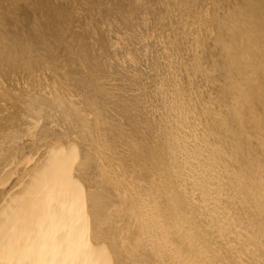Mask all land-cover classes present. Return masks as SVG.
Here are the masks:
<instances>
[{"label": "bare ground", "instance_id": "obj_1", "mask_svg": "<svg viewBox=\"0 0 264 264\" xmlns=\"http://www.w3.org/2000/svg\"><path fill=\"white\" fill-rule=\"evenodd\" d=\"M260 3L0 0V264L264 262V213L248 262L215 207L264 202Z\"/></svg>", "mask_w": 264, "mask_h": 264}, {"label": "rangeland", "instance_id": "obj_2", "mask_svg": "<svg viewBox=\"0 0 264 264\" xmlns=\"http://www.w3.org/2000/svg\"><path fill=\"white\" fill-rule=\"evenodd\" d=\"M246 1V0H245ZM256 1H257V3H260V0H250V4H247L246 6V8H247V10H248V8L250 7L251 9H249L248 11H250V13L252 12V11H255V12H253L252 14H250V16L251 17H249L248 18V22H250L251 20L252 21H255V20H258L256 17H258V18H260V14L259 13H256V10H255V8H256V6L258 7V5H262V3H260V4H258V5H256L257 3H256ZM259 1V2H258ZM256 3L255 5H253V3ZM262 2V1H261ZM253 5V6H252ZM256 16H255V15ZM258 14V15H257ZM254 15V16H253ZM255 17V18H254ZM262 17H264V15L262 16ZM250 18H254V20L253 19H250ZM259 21V20H258ZM261 21V20H260ZM263 21V20H262ZM243 23H245V22H243ZM243 23H241L240 24V26L242 25V27H244L243 29H242V27H240L239 26V29H240V34H237L238 35V37L239 36H242L241 38H239L240 40L241 39H246V37L245 36H247V40H248V42H247V40H242V41H240L241 43L244 41V42H247V43H249V44H246L247 46H250V43L251 42H249V39H250V37H253L254 35L255 36H257V34L259 35V37L262 35V33H260L261 31H264V29L262 28V26L261 25H259V24H253V26H248L249 28H247V26H246V24L245 25H243ZM257 25H259L258 27H260L261 28V30L260 29H258L256 26ZM256 27V28H255ZM251 28H252V30H251ZM253 28H254V30H253ZM239 29H238V33H239ZM247 29V31H248V29L251 31V32H249L248 31V33L249 34H247L246 33V30ZM256 29V30H255ZM258 30H260V31H258ZM256 31V32H255ZM204 32L205 33H208L209 31H207V29L206 28H204ZM250 33H252V35L253 36H251L250 35ZM115 36H117V41H116V43H117V45H122V46H124L125 47V50L127 51V53H125V57L127 58V59H130V58H132L133 57V52H132V48H134V49H136L135 48V46H134V42L132 43L131 41H130V39L132 38V33H129V31H126V32H122V31H119V30H116L115 31ZM245 34H247V35H245ZM261 34V35H260ZM264 35V34H263ZM262 35V37H264ZM258 37V36H257ZM261 37V38H262ZM253 41H252V40ZM250 40L252 41V42H254L255 40H256V38L254 39V38H251ZM263 39V38H262ZM252 44H254V43H251V45ZM244 45H245V43H244ZM252 47V49L255 47V44L254 45H252L251 46ZM249 49H251L250 47H249ZM218 51V50H217ZM139 54V53H138ZM219 56V55H218ZM220 57V56H219ZM219 57H216V59L218 60V58ZM221 58L223 59V61H224V59H226L225 58V56L224 57H222V55H221ZM140 59L142 60V62H144V56L143 55H141L140 56ZM215 59V62H213L212 63V66L214 65V66H218V67H222V69H223V71H225L224 69H226L225 67H227V69H226V74H225V79H227L228 77H230L231 76V68L232 69H234V65H233V67H231L232 65H230V62L228 61V64L230 65V70L228 69L229 68V65H226V63H227V60L226 61H224V62H216L217 60ZM222 59H220L219 58V60L220 61H222ZM254 61H256V59L254 60ZM259 61V60H258ZM226 62V63H225ZM257 62V61H256ZM223 63H224V65H223ZM259 63V62H258ZM253 64V63H252ZM256 64V63H255ZM255 64H253V65H255ZM257 65V64H256ZM218 67L215 69L216 71L217 70H219L218 69ZM215 68V67H214ZM214 68H212V69H214ZM236 68V67H235ZM221 69V68H220ZM228 70V71H227ZM234 71H235V69H234ZM215 72V71H214ZM214 72H213V74H214ZM219 72V71H218ZM230 72V73H229ZM216 73V72H215ZM235 72H233V74H234ZM257 73H262V72H260V71H258ZM218 73H216L215 75H217ZM236 74H238L239 75V72H238V70H236V73H235V77H237V75ZM233 77H234V75H232ZM231 76V78L230 79H228V80H226L227 81V83H228V81L230 80H232L233 82H231V83H233L232 85H234L233 86V88H235V86H237L239 83L241 84V86L243 87V84L245 85V83L248 81L247 79H246V77L245 76H243L242 77V75H241V77L239 76L238 77V80H242V79H244V77H245V83H241V82H239L238 80H236L237 82H239V83H237L235 80H234V78ZM261 76V75H260ZM260 76H259V81H261L262 80V82H263V79H261L260 78ZM239 78H241V79H239ZM262 78H264V74H262ZM226 81H224V79H223V81H217V82H219V84H220V82H222V83H224V82H226ZM229 81V82H230ZM221 83V84H222ZM261 83V82H260ZM226 84V83H225ZM237 84V85H236ZM248 84H249V82H247V86H248ZM261 84H263V88H264V82L263 83H261ZM231 85V84H230ZM245 85V86H246ZM225 86H228L229 87V89L228 90H226L228 87H226V88H223V87H221L220 85L218 86L219 87V89L221 90V91H218L220 94L219 95H213V93L212 92H210L208 95H209V97H210V99H211V102L213 103V105H215L216 104V108L215 109H211L210 110V112L211 113H213V112H217L218 110H219V108H221V107H224V108H227V107H229L230 106V103H229V101H228V99H229V97L227 96V94L229 95V94H231V95H233V94H237L238 93V91L237 90H239V88L237 89V87H236V89H233V92H235V91H237L236 93H231L232 92V86H229V85H225ZM239 86V85H238ZM244 86V87H245ZM246 86V87H247ZM230 87H231V89H230ZM248 89H249V87H248ZM247 89V90H248ZM251 89H254V88H251L250 87V90ZM229 90H231V91H229ZM245 90H246V88H245ZM249 90V92L251 93V95H252V93H256V90H255V92H252V91H250ZM230 93H229V92ZM254 91V90H253ZM249 92H248V94H249ZM250 95V94H249ZM249 95H248V97H249ZM255 95V94H254ZM254 95H252L253 96V98H254ZM252 96H250L249 98L250 99H252ZM256 96H258V93H256ZM255 96V97H256ZM212 97H214V98H220V99H216V100H214V99H212ZM258 97H256V99H257ZM217 100H219L220 102H218ZM245 100L246 101H244V100H242V102L241 103H243L242 104V107L244 108V107H246V105L245 104H248V107H246V108H248V110L251 108L250 106H249V104L250 105H253V103L255 102V101H257V106H258V100L259 99H257V100H254V99H252L251 100V102H250V100H249V103H247L248 102V99H247V97L245 98ZM254 101V102H253ZM253 102V103H252ZM252 103V104H251ZM260 103V102H259ZM254 105H256V104H254ZM254 105L252 106V107H254ZM261 104H259V106H260ZM230 108V107H229ZM257 107L255 106V108H253L254 110L256 109ZM259 108H262V109H264L263 108V106L261 105V107H259ZM258 108V109H259ZM209 109V108H208ZM253 109H250V110H253ZM244 110H246L245 108H244ZM248 110H246V111H248ZM248 111V113L246 112V115L248 114L249 116H248V118H250V116H251V114L254 112V110L253 111ZM259 110H261V109H259ZM257 111V110H255V113H257L256 115L257 116H255L254 114H253V117L255 118H257V117H259L258 118V121L257 120H253V121H255V123L253 122V124H256V121H257V124L256 125H264L263 124V120H264V112L263 111ZM209 111V110H208ZM249 112H252L251 114L249 113ZM259 112V113H258ZM260 112H261V114H260ZM262 112H263V114H262ZM234 114V113H233ZM262 116V121L260 120V117ZM249 120V119H248ZM250 120H251V118H250ZM260 121H261V123H260ZM252 122V121H251ZM252 124V123H251ZM258 134V133H257ZM263 135V137H264V132L262 133ZM259 135V134H258ZM261 135L259 136L260 138H261V140L263 141V137H262ZM42 139H45V138H42ZM41 138H40V140H42ZM21 156H23V155H21ZM263 182V181H262ZM260 195H264V182L263 183H261V185H260ZM251 205H250V207H251V211H247V212H244L243 211V209H241L237 204H233V205H225V204H217V205H215V207H216V210H217V215H218V220H219V225H220V233L222 234V235H224V236H229V243L231 244V246L237 251V252H241V251H243V248L242 247H244L245 248V251H248V253H247V255H246V258L248 259L247 261L248 262H250L251 260H252V258H255V256H253V255H251L252 253H253V250H252V248L255 246L254 245V240H256V239H258V234H259V228H258V226H259V223H258V221H259V219H261V217L263 216V213H264V202H262L261 200L260 201H257L256 203H250ZM237 211V212H236ZM240 212V213H239ZM236 214H239L240 216H243L242 217V220L243 221H245L247 218L249 219L250 217L251 218H253V222H252V224H250L249 226H247V224H246V226H244L242 223H240V222H238V220H237V218L235 217V216H237ZM254 218L255 219H257L256 221L254 220ZM240 249V250H239ZM253 256V257H252ZM256 257H261V259L262 260H264V254H260L259 252L256 254ZM253 264H264V262L263 261H261V263H258V261H251Z\"/></svg>", "mask_w": 264, "mask_h": 264}]
</instances>
